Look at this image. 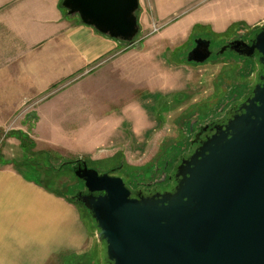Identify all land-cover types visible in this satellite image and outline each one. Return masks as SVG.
I'll list each match as a JSON object with an SVG mask.
<instances>
[{
  "label": "rangeland",
  "instance_id": "rangeland-1",
  "mask_svg": "<svg viewBox=\"0 0 264 264\" xmlns=\"http://www.w3.org/2000/svg\"><path fill=\"white\" fill-rule=\"evenodd\" d=\"M137 19L135 40L118 43L130 65L113 78L96 69L49 91L0 90V137L11 129L27 132L22 161L48 186L46 176L53 174L58 191L82 210L92 246L86 257L66 264H104L97 228L76 198L85 191L73 173L76 160L120 176L133 192L170 187L175 166L195 149L196 127L226 117L258 81L256 55L241 56L227 46L248 42L264 27V0H139ZM198 37L210 41L212 54L203 63L188 62ZM84 101L95 121L73 113ZM51 104H58L61 121H25Z\"/></svg>",
  "mask_w": 264,
  "mask_h": 264
},
{
  "label": "water",
  "instance_id": "water-1",
  "mask_svg": "<svg viewBox=\"0 0 264 264\" xmlns=\"http://www.w3.org/2000/svg\"><path fill=\"white\" fill-rule=\"evenodd\" d=\"M61 7L118 43L139 33V0H62ZM194 44L186 60L205 62L210 41ZM227 47L256 55L258 81L175 166L170 190L132 194L120 176L75 161L73 173L87 191L77 200L97 228L105 264H264V27Z\"/></svg>",
  "mask_w": 264,
  "mask_h": 264
},
{
  "label": "crops",
  "instance_id": "crops-1",
  "mask_svg": "<svg viewBox=\"0 0 264 264\" xmlns=\"http://www.w3.org/2000/svg\"><path fill=\"white\" fill-rule=\"evenodd\" d=\"M61 1L0 0V90L49 91L96 69L113 78L128 68L130 54L78 18L65 16ZM84 102L73 113L85 112L86 121H95ZM50 106L26 114L25 121H61L58 104ZM27 135L11 129L0 137V264H66L84 258L92 240L82 210L58 191L53 174L46 176L48 186L22 161L20 136Z\"/></svg>",
  "mask_w": 264,
  "mask_h": 264
},
{
  "label": "flooded vegetation",
  "instance_id": "flooded-vegetation-1",
  "mask_svg": "<svg viewBox=\"0 0 264 264\" xmlns=\"http://www.w3.org/2000/svg\"><path fill=\"white\" fill-rule=\"evenodd\" d=\"M210 46H211V44H210ZM210 49H211V48H210ZM236 111H237V107L235 106V107L231 108L230 111H228L226 117H224L223 119L218 120V121H212V122H208V123H205V124H200V125H198V126L196 127V133L194 134V137H193V139L191 140V144H192V146L194 145L195 148H196V146L198 145V142H199L201 139H204V137H206V136L212 134V132H213V130H212L213 125H215V124H222V123L226 122V120H227L232 114H234ZM196 141H197V142H196ZM76 164H77V163H75L74 166H76ZM74 166H73V167H74ZM171 177H172V176H171ZM172 179H173V177H172ZM173 185H174V180H173V184H172L170 187H166V188L163 187V188H161V189H154V190H141V189H138V190H136V191H134V192H133V191H131V192H133L132 194H134V193H136V192H142L143 194L154 193V192H157V191L162 192V191L170 190V189L173 187ZM86 192H87L86 189H85L84 192H82V191H81V192H78L77 196H78L79 194H84V193H86ZM77 196H76V198H77Z\"/></svg>",
  "mask_w": 264,
  "mask_h": 264
},
{
  "label": "trees",
  "instance_id": "trees-1",
  "mask_svg": "<svg viewBox=\"0 0 264 264\" xmlns=\"http://www.w3.org/2000/svg\"><path fill=\"white\" fill-rule=\"evenodd\" d=\"M61 9L63 10V8L61 7ZM63 12H64V10H63ZM64 15H65V12H64ZM21 138H25V136H20ZM68 163H73V161L72 162H68Z\"/></svg>",
  "mask_w": 264,
  "mask_h": 264
}]
</instances>
